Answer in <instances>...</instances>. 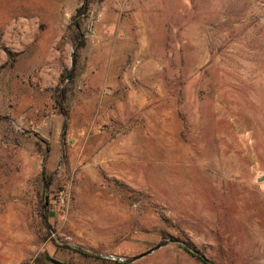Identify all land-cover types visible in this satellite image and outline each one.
<instances>
[{
  "label": "rangeland",
  "instance_id": "obj_1",
  "mask_svg": "<svg viewBox=\"0 0 264 264\" xmlns=\"http://www.w3.org/2000/svg\"><path fill=\"white\" fill-rule=\"evenodd\" d=\"M186 245L264 264V0H0V264Z\"/></svg>",
  "mask_w": 264,
  "mask_h": 264
},
{
  "label": "trees",
  "instance_id": "obj_2",
  "mask_svg": "<svg viewBox=\"0 0 264 264\" xmlns=\"http://www.w3.org/2000/svg\"><path fill=\"white\" fill-rule=\"evenodd\" d=\"M63 79H64V74L61 75L60 80H63ZM185 248L187 249V251H189L191 254H193L194 256H196L198 259L202 260L204 263H206V264H216V263L212 262L211 260H209L204 255L200 254L198 251H196L191 246H187L186 245Z\"/></svg>",
  "mask_w": 264,
  "mask_h": 264
},
{
  "label": "water",
  "instance_id": "obj_3",
  "mask_svg": "<svg viewBox=\"0 0 264 264\" xmlns=\"http://www.w3.org/2000/svg\"><path fill=\"white\" fill-rule=\"evenodd\" d=\"M47 259L54 264H64L62 261H60V260H58L52 256H49V255H47Z\"/></svg>",
  "mask_w": 264,
  "mask_h": 264
},
{
  "label": "crops",
  "instance_id": "obj_4",
  "mask_svg": "<svg viewBox=\"0 0 264 264\" xmlns=\"http://www.w3.org/2000/svg\"><path fill=\"white\" fill-rule=\"evenodd\" d=\"M15 85H17L16 83H14Z\"/></svg>",
  "mask_w": 264,
  "mask_h": 264
}]
</instances>
